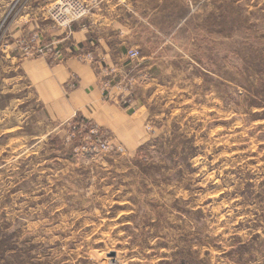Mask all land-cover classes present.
I'll return each instance as SVG.
<instances>
[{"label":"rangeland","instance_id":"374dc122","mask_svg":"<svg viewBox=\"0 0 264 264\" xmlns=\"http://www.w3.org/2000/svg\"><path fill=\"white\" fill-rule=\"evenodd\" d=\"M58 3L1 30L0 264H264V0ZM35 57L89 64L136 143L50 118Z\"/></svg>","mask_w":264,"mask_h":264},{"label":"crops","instance_id":"0c3cea01","mask_svg":"<svg viewBox=\"0 0 264 264\" xmlns=\"http://www.w3.org/2000/svg\"><path fill=\"white\" fill-rule=\"evenodd\" d=\"M46 6L43 3L41 8L38 7L32 18L29 12L25 17L31 20L45 19ZM20 66L50 118L63 120L77 114L109 131L111 128V131L124 134L125 140L128 134L127 139L136 143L134 138L138 137L141 124L139 116L136 117L138 109L130 111L105 101L103 92L97 86L96 73L89 64L68 57L64 62L51 65L45 58L35 57L22 60ZM72 76L78 79V85L69 87L68 81Z\"/></svg>","mask_w":264,"mask_h":264},{"label":"built area","instance_id":"2783aa9c","mask_svg":"<svg viewBox=\"0 0 264 264\" xmlns=\"http://www.w3.org/2000/svg\"><path fill=\"white\" fill-rule=\"evenodd\" d=\"M19 8H20V0H11L9 9H7L4 16L0 17V44L2 41V37L4 35L3 32H5V30H4L1 33V30L4 27L5 22L8 21V19L10 17L12 20L15 18V16L17 17V13L19 11ZM61 8H63L62 7V0H59V3L57 5H54L53 11L56 12V14L60 15L61 14ZM14 9H15V11H14ZM47 12H50V9L47 10ZM0 50L3 51L2 47H0Z\"/></svg>","mask_w":264,"mask_h":264},{"label":"water","instance_id":"95a60500","mask_svg":"<svg viewBox=\"0 0 264 264\" xmlns=\"http://www.w3.org/2000/svg\"><path fill=\"white\" fill-rule=\"evenodd\" d=\"M109 256H115V252L109 253Z\"/></svg>","mask_w":264,"mask_h":264},{"label":"trees","instance_id":"16d2710c","mask_svg":"<svg viewBox=\"0 0 264 264\" xmlns=\"http://www.w3.org/2000/svg\"><path fill=\"white\" fill-rule=\"evenodd\" d=\"M126 106H128V105H126ZM130 111H132V108H130L129 106L127 107Z\"/></svg>","mask_w":264,"mask_h":264}]
</instances>
